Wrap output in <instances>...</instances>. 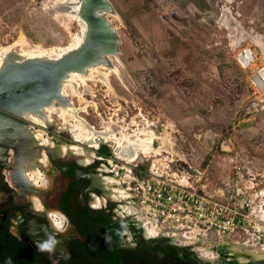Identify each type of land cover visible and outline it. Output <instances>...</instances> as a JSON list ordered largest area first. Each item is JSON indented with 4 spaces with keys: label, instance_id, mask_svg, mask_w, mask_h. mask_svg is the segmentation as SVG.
<instances>
[{
    "label": "rangeland",
    "instance_id": "374dc122",
    "mask_svg": "<svg viewBox=\"0 0 264 264\" xmlns=\"http://www.w3.org/2000/svg\"><path fill=\"white\" fill-rule=\"evenodd\" d=\"M76 1L0 0V53L69 46L83 32L70 4ZM109 1L119 53L110 57L106 81L89 79V91L81 85V98L71 97L79 118L117 137L149 124L151 154L159 152L150 162L177 160L189 181L201 176L209 192L236 194L247 231L236 228L229 239L263 242L264 106L252 104L264 103V87L256 84L264 70V0ZM61 112L51 111L53 121L41 129L78 146L66 124L80 122ZM159 135L165 152L157 148Z\"/></svg>",
    "mask_w": 264,
    "mask_h": 264
},
{
    "label": "flooded vegetation",
    "instance_id": "af4514ba",
    "mask_svg": "<svg viewBox=\"0 0 264 264\" xmlns=\"http://www.w3.org/2000/svg\"><path fill=\"white\" fill-rule=\"evenodd\" d=\"M73 108L70 114L92 128ZM44 112L42 123L34 114L20 118L27 128L19 145H0V264H264V239L255 249L213 237V248H206L149 233L126 212V200L114 195L116 180L122 186L129 181L128 168L149 171L151 155L158 154H151L155 132L117 137L96 130L95 137H80L66 124L76 146L41 129L55 113ZM158 140L157 148L165 149L166 138Z\"/></svg>",
    "mask_w": 264,
    "mask_h": 264
},
{
    "label": "water",
    "instance_id": "95a60500",
    "mask_svg": "<svg viewBox=\"0 0 264 264\" xmlns=\"http://www.w3.org/2000/svg\"><path fill=\"white\" fill-rule=\"evenodd\" d=\"M74 12L85 25L83 41L76 48L54 59L23 57L13 49L3 59L0 65V145L17 146L18 138L21 139L27 128L20 121L25 113L36 114L54 101L65 100L62 82L71 72H88L90 66L98 63L114 67L110 57L118 56L120 37L107 17L116 15L110 1L81 0ZM2 149L0 146V153Z\"/></svg>",
    "mask_w": 264,
    "mask_h": 264
},
{
    "label": "built area",
    "instance_id": "2783aa9c",
    "mask_svg": "<svg viewBox=\"0 0 264 264\" xmlns=\"http://www.w3.org/2000/svg\"><path fill=\"white\" fill-rule=\"evenodd\" d=\"M148 125L146 123L147 128H144L146 131ZM153 159L148 172L132 173L130 168L126 169L125 175L131 178L121 185L129 193L128 197L122 194L129 202L126 212L139 219L147 232L166 233L179 242L183 239L186 244L192 241L194 245L209 248L213 247L210 241L213 235L228 237L236 228L244 229L246 215L241 211L236 194L222 196L209 192L199 183L201 176L189 181L177 166L179 161H168L165 156ZM242 180L240 177L236 182Z\"/></svg>",
    "mask_w": 264,
    "mask_h": 264
},
{
    "label": "bare ground",
    "instance_id": "6f19581e",
    "mask_svg": "<svg viewBox=\"0 0 264 264\" xmlns=\"http://www.w3.org/2000/svg\"><path fill=\"white\" fill-rule=\"evenodd\" d=\"M80 3H81V0H78V1L70 3V4H72L73 7L77 10ZM80 22L82 23V26H83L82 34L79 37H77L73 41V43H71L67 47L60 48L57 50V49H41L40 46H34V47H31L29 49L28 53H20L17 50L16 51L18 53H20L23 57L39 56V57H50L52 59L57 58L60 55L66 53L67 51H69L73 48H76L83 41L84 33H85V25L81 20H80ZM13 49H14V46H10V47L3 49V51L0 53V65L3 62V59L5 58L7 53L9 51H12ZM104 67H106L107 69H104ZM111 69H114V68L108 67L103 63H101V64L98 63L97 65L90 66L88 68V72H71L62 82V97H64L65 100L64 101H54L50 105L43 107L41 112H38V113L32 115V117L34 119H36V121H39L42 123V119L40 116L45 115L44 108H45V111L47 113V116H50V112L54 111V110H55L54 112H56L57 114L58 113L61 114L62 113L61 111H63V113H67V112L71 113L72 110L76 109V108L75 109L73 108L74 105L71 103V100H70L71 97L77 95L78 97L81 98V96H82V93L78 91V86L80 87L81 85H86L85 90H86V92H88L90 88H88V86H87V81L89 79H91L92 81H99V82L106 81L108 78L107 77L108 71H111ZM256 79H257L256 84L258 85V87H260V88L264 87V70L261 71V74L257 75ZM51 107H53L54 109H52ZM27 114H31V113H25L24 116H26ZM38 115H40V116H38ZM80 123L81 124L78 127H76V126L71 127L72 130H74L75 133H77V135H79L80 137H88L90 134L92 137H95L94 132H97V131L93 130L90 127L87 129V131H89L88 135H86V133H85V130H86L85 128H84L85 129L84 131L80 130V132H79V129L84 127L83 122L81 121ZM146 132H148V131H146ZM116 182L118 183L117 184L118 186L116 188L117 193H114L115 197L123 198L122 194H125V196L128 197L129 193L126 189L121 187L120 180H116ZM127 201H125V202L127 204L126 206H127V210H128L129 202H127ZM261 221L263 222V224L261 223L262 225H258V228L260 231L263 232L262 234L264 236V215L262 216ZM213 237H216V236L213 235ZM218 238H220L221 240H224L225 238L229 239V237H227V236H222V237H218ZM230 241H232V240H230ZM189 242H192V241H189ZM232 242L237 243V244H244L247 246H251L252 248H255V249H258V247H261L260 246L261 242L253 243V242H251V240L250 241L248 240L245 242H235V241H232Z\"/></svg>",
    "mask_w": 264,
    "mask_h": 264
},
{
    "label": "crops",
    "instance_id": "0c3cea01",
    "mask_svg": "<svg viewBox=\"0 0 264 264\" xmlns=\"http://www.w3.org/2000/svg\"><path fill=\"white\" fill-rule=\"evenodd\" d=\"M146 124V123H145ZM141 129H144V128H141ZM145 130V129H144Z\"/></svg>",
    "mask_w": 264,
    "mask_h": 264
},
{
    "label": "trees",
    "instance_id": "16d2710c",
    "mask_svg": "<svg viewBox=\"0 0 264 264\" xmlns=\"http://www.w3.org/2000/svg\"><path fill=\"white\" fill-rule=\"evenodd\" d=\"M107 153H109V152H107Z\"/></svg>",
    "mask_w": 264,
    "mask_h": 264
}]
</instances>
